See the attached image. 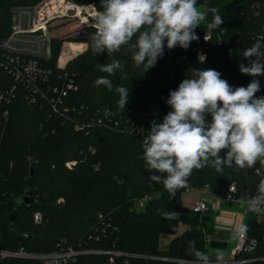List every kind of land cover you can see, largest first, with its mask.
Returning <instances> with one entry per match:
<instances>
[{"label": "trees", "instance_id": "16d2710c", "mask_svg": "<svg viewBox=\"0 0 264 264\" xmlns=\"http://www.w3.org/2000/svg\"><path fill=\"white\" fill-rule=\"evenodd\" d=\"M38 1L0 0V43L10 29L11 9ZM73 1L94 4L99 10L101 7L100 0ZM197 5H203L204 10L218 8L222 25L208 31L206 24L212 20L209 13L207 21L195 29L198 40L187 49L177 46L171 50L165 41L163 56L144 73L142 66H134L126 47L112 56L107 52L97 55L90 48L92 38L86 39L88 50L66 68L76 90L65 98L69 108L65 116L53 113L44 103H27L20 89L10 102H0V249L23 248L38 254L71 247L79 253L69 264H109L110 257L113 264H171L149 256L189 264L196 260L187 251L188 242L194 241L197 249L207 252L206 238L213 232L217 211L210 209L200 215L185 207L182 196L186 189L206 186L210 194L223 199L233 184L239 198L255 194L257 184L264 178V167L259 163L246 170L225 167L223 173L211 167L193 170L189 187L172 195L162 184L149 179L153 172L145 168L142 159V139L151 122H162L172 110L166 104L169 92L176 90L192 69H215L233 88L247 87L253 79L241 74L239 65H248L241 53L264 37V0H197ZM82 30L93 32L90 27ZM49 40L51 54L45 66L55 76L58 70L53 59L67 37ZM199 48L205 54L203 62L198 58ZM113 59L124 62L123 70L109 77L113 90L95 87L94 81L107 75L98 70V65ZM255 79L260 82V91L255 95L264 96V75ZM3 81L1 90L12 85L8 76ZM55 81L52 78V84ZM117 86L129 88L125 109L117 105ZM76 123L87 126L77 130ZM26 189L33 193L27 210L15 207L6 197L16 198ZM143 197L146 200L139 206ZM158 209L174 210L179 216L166 220ZM35 213L38 221L33 218ZM179 223L185 226L184 231L166 249H159V236L175 234ZM244 224L249 226L247 235L255 237L257 245L237 258L263 256L264 220L249 211ZM113 251L121 255H111ZM0 264L41 263L6 257L0 258Z\"/></svg>", "mask_w": 264, "mask_h": 264}, {"label": "clouds", "instance_id": "9594fccd", "mask_svg": "<svg viewBox=\"0 0 264 264\" xmlns=\"http://www.w3.org/2000/svg\"><path fill=\"white\" fill-rule=\"evenodd\" d=\"M100 6L92 19L95 33L91 50L97 55L107 52L112 56L126 47L134 66H142L143 73L155 67L163 56L165 41L171 50L177 46L187 49L198 40L195 29L207 21L209 13L212 20L206 24L208 31L223 23L218 8L201 10L197 0H100ZM262 49L264 37L241 53L249 63H241L239 71L253 77L247 87L233 88L215 69H192L191 75L169 92L166 104L172 110L162 122L153 120L142 139V159L145 168L153 172L151 181L162 184L174 195L189 187L193 170L211 167L223 173L225 167L246 170L257 163L264 167V96L255 95L260 91L255 77L264 75ZM123 68L124 62L117 59L98 65V70L107 75L98 77L94 86L112 91L109 77ZM115 91L119 94L118 107L125 109L129 88L117 86ZM238 203L252 213L264 214V178L254 195L243 197ZM157 212L166 220L179 216L174 210ZM235 231L244 239L249 226L240 223ZM187 251L198 264H212L214 257L223 260V250L210 254L197 249L194 241L188 242Z\"/></svg>", "mask_w": 264, "mask_h": 264}, {"label": "built area", "instance_id": "2783aa9c", "mask_svg": "<svg viewBox=\"0 0 264 264\" xmlns=\"http://www.w3.org/2000/svg\"><path fill=\"white\" fill-rule=\"evenodd\" d=\"M99 10L94 4H84L73 0H40L30 6L14 7L10 11V29L7 36L0 43V83H3V77L12 78V85L7 89H0V102L8 103L13 98L16 90L24 92V99L29 104L44 103L53 113L65 116L68 113V106L65 104V98L70 91L76 90L71 78L68 77L66 67H56L58 73L53 76L52 71L45 65L50 59L49 44V25L56 21L72 20L84 27H90L95 32L92 19L95 12ZM42 31L41 36H32L31 33ZM207 38V37H206ZM205 39V36H204ZM198 58L200 61L205 59V54L198 49ZM204 58V59H203ZM52 78L55 83L52 84ZM7 111L3 112L6 120ZM86 123L75 124V129H83ZM195 191L198 196L192 200L182 196V202H188L187 208L200 215L210 209H213L206 201L205 194H210L208 188L186 189L184 194ZM220 199V198H219ZM241 198L235 196L233 184L228 187L226 197L220 199L227 204L241 205L238 201ZM146 197L138 201L142 206ZM244 206V205H243ZM244 211L246 215L247 207ZM215 210V209H214ZM259 220H264V214H256ZM35 221L39 220L38 213L33 216ZM100 218V217H99ZM264 240V235H263ZM257 245L255 237L241 239L237 236L234 246V254L231 257L223 258L218 261L215 257L212 264H246L253 261L264 262V255L254 258H237L238 254L252 250ZM79 252L71 247L63 248L50 253H30L23 248L17 250L0 249V258H26L40 262L41 264H69L74 256ZM111 255H121L113 251ZM135 256V255H132ZM151 259L179 263L181 260L163 256H149ZM185 262V261H183ZM109 264H113V258H109ZM189 264H198V262H189Z\"/></svg>", "mask_w": 264, "mask_h": 264}, {"label": "rangeland", "instance_id": "374dc122", "mask_svg": "<svg viewBox=\"0 0 264 264\" xmlns=\"http://www.w3.org/2000/svg\"><path fill=\"white\" fill-rule=\"evenodd\" d=\"M197 6L201 8V10H204L203 5H197ZM83 28L84 26L72 20L56 21L51 24L50 29L48 30L50 38L67 37V40L62 42L60 49L58 50V53L53 59V65L55 67L64 66L68 68L69 64L75 58L84 54L88 50L89 42L86 39L92 38L95 32L93 31L87 33L84 30H82ZM37 130L40 132L42 128H38ZM186 195L183 194L184 198L186 197ZM205 197L207 202L218 204L216 206V210L219 216L218 219H216V224H219V226L216 228V231H218L219 234L224 235L229 233L231 230H233L232 227H234L233 225H235V222H233L234 216L238 215V217H240L241 215L244 214L246 208L243 205L224 203L219 198L213 195L205 194ZM183 205L187 207L188 202H183ZM236 226L234 228L235 230H236ZM184 229L185 226L179 223L175 234H166V235L161 234L158 238V243H159L158 248L161 250L166 249L168 243L175 236L180 235L184 231ZM222 239H225V237L222 236ZM236 241H237V235H236V231H234L233 234L231 235V239L227 245L228 246L227 248H225L226 244L223 248H221L219 246H213V245L211 246L210 244L206 243L207 252L214 254L217 249H220L223 250V255H224L227 249L228 251L226 252L227 255L226 257H231L234 254V246L236 244Z\"/></svg>", "mask_w": 264, "mask_h": 264}, {"label": "crops", "instance_id": "0c3cea01", "mask_svg": "<svg viewBox=\"0 0 264 264\" xmlns=\"http://www.w3.org/2000/svg\"><path fill=\"white\" fill-rule=\"evenodd\" d=\"M186 195V194H185ZM198 196V193L197 192H195V191H190V192H188L187 193V195H186V197H187V199H190V200H192V199H194V198H196ZM208 204L212 207L213 206V209H215L216 210V206L218 205L217 203L216 204H213V203H210V202H208ZM217 211V210H216ZM218 216H219V214H218V212H217V214H216V216H215V218H214V221H215V223H214V226H213V232H212V234H210V235H208L207 236V238H206V243H208V244H210L211 246L213 245V246H219V247H221V248H223L224 246H225V244H226V246H225V248H227L228 246V243H229V241H230V239H231V235L233 234V232L235 231V226L236 225H239L240 223H244V219H245V215L243 214V215H241L240 217H238V215H235L234 216V220H233V222H235V225H233L234 227H232V229L233 230H231L229 233H227V234H224V235H221V234H219L218 233V231H216V228L219 226V224H216V219H218ZM237 217H238V219H237ZM222 236H224L225 237V239H222ZM228 250L226 249V252H227ZM226 252L224 253V255H223V257H225V258H227L226 256ZM207 253H209V252H207ZM210 254H212V253H210Z\"/></svg>", "mask_w": 264, "mask_h": 264}, {"label": "water", "instance_id": "95a60500", "mask_svg": "<svg viewBox=\"0 0 264 264\" xmlns=\"http://www.w3.org/2000/svg\"><path fill=\"white\" fill-rule=\"evenodd\" d=\"M32 36H41L42 31H36L31 33ZM33 169L30 168V176L32 175ZM6 197L9 199V201L15 206V207H21L25 210L29 209L32 205L33 201V193L31 190L26 189L23 194L20 196L14 198L11 195H6Z\"/></svg>", "mask_w": 264, "mask_h": 264}]
</instances>
